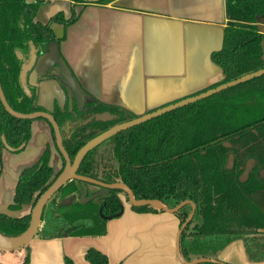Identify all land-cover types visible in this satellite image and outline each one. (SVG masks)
Here are the masks:
<instances>
[{
  "label": "trees",
  "instance_id": "obj_1",
  "mask_svg": "<svg viewBox=\"0 0 264 264\" xmlns=\"http://www.w3.org/2000/svg\"><path fill=\"white\" fill-rule=\"evenodd\" d=\"M87 4L89 0H69L66 12H56L43 25L34 18L40 0L32 4L25 0H0V84L14 111L28 114L42 110L35 103L36 87L25 93L19 84L21 59L17 52L26 58L29 42L43 49L50 41H62L63 38L57 40L51 25L66 27L74 23ZM224 12L229 22L222 29L221 48L210 54V61L222 70L224 78L188 96L264 68V31L258 29V25L264 26V0H224ZM71 101L75 109L73 97ZM69 109H55L53 116L71 159L88 140L120 122L137 118L124 108L94 99L77 115ZM105 111L115 119L100 122L91 117L81 123L87 116ZM31 123L12 117L0 102V148L3 136L14 151L24 149L30 140ZM87 153L78 168L81 176L102 183L123 182L135 200H158L169 208L183 201L195 204L192 220L180 235V253L186 261L215 259L229 243L241 240L250 260L264 262V179L259 177L264 168V75L120 131ZM230 153L235 158L232 169H227ZM49 159L46 149L33 166L19 173L12 203L7 205V213H0V235L17 236L28 227L29 214L19 217L11 213L34 206L38 195L49 185L53 175ZM247 159L254 160V168L240 182ZM83 185L73 179L54 193L45 204L37 239L105 235L106 222L118 217L123 208L119 195L128 203L127 195L119 189H109L100 199L81 203ZM92 192L90 188L88 194ZM130 208L136 213L161 211L147 205ZM190 209L187 205L174 213L180 225ZM24 249L21 264H29L28 245ZM84 255L88 264H108L107 255L94 248ZM64 264L75 263L65 257Z\"/></svg>",
  "mask_w": 264,
  "mask_h": 264
},
{
  "label": "crops",
  "instance_id": "obj_2",
  "mask_svg": "<svg viewBox=\"0 0 264 264\" xmlns=\"http://www.w3.org/2000/svg\"><path fill=\"white\" fill-rule=\"evenodd\" d=\"M37 19L45 22L58 11H67V0H45ZM80 17L66 28L54 27L59 44L37 63L63 62L89 100H96L137 115L195 94L221 82L222 70L210 61L219 50L223 27L229 22L224 0H111L87 4ZM47 60H49L47 62ZM38 103L51 109L63 105V92L54 80L39 84ZM26 148L18 154L0 151V213L14 196L19 171L33 165L49 145L54 170L61 160L48 124L35 120ZM19 216V213H13ZM180 219L163 211H132L108 219L104 236L33 238L28 245L29 264H88L84 253L94 248L107 255L108 264H183L175 252ZM240 261L230 262L226 255ZM24 254V248L20 249ZM243 241H233L215 255L223 264H258L250 260ZM22 254V255H24ZM247 254V255H246ZM23 256H21V260ZM259 264H264L260 262Z\"/></svg>",
  "mask_w": 264,
  "mask_h": 264
},
{
  "label": "water",
  "instance_id": "obj_3",
  "mask_svg": "<svg viewBox=\"0 0 264 264\" xmlns=\"http://www.w3.org/2000/svg\"><path fill=\"white\" fill-rule=\"evenodd\" d=\"M102 0H89V3L97 4ZM264 26L258 25V29H260V32L262 33L264 31ZM223 35V34H222ZM222 42V41H221ZM262 46L264 50V39L262 40ZM221 48V47H220ZM220 50V49H219ZM217 51V50H216ZM35 52H34V46L30 44V55L29 58L21 65V71L19 74V82L20 85L23 87L25 91H27L26 81L28 79V84L32 85L33 80L36 79V71L34 68L35 63ZM55 71L57 72L55 80L59 79L63 82L64 85H66L67 90L69 89L70 95L74 96L77 111L81 112L84 106L83 98L84 93L81 85L76 81L74 76L71 74V72L63 67V66H57L55 67ZM264 75V68L256 70L254 73H248L244 74L236 80H232L229 82L222 83L221 85L210 88L205 90L204 92L192 96H188L186 98L180 99L176 102H171L168 105L161 106L159 108L154 109V111L143 113V114H137V118L120 122V124L114 125L105 131H103L98 136L88 140L85 145H83L78 151L76 152L73 160L69 157L68 153L65 152L63 144H62V136L60 135L58 124L56 123L55 119H53V116H51L48 112H34V113H21L14 111L10 105L7 103L3 89L0 85V102L3 104L5 110L15 119H26V120H35V118H43L47 120L54 130V136L56 138V145L59 150V152L62 154L65 165L62 169L63 171L55 178L53 183L47 187L46 190H44L37 198L36 202L34 203V206L31 209L30 213V219H29V225L28 227L21 232L17 236H2L0 235V250H6V251H12V250H20L21 248H24L25 246L29 245L33 238L35 237L37 230L40 226V219L43 212V209L45 207V204L50 200V198L56 193L60 187H62L65 183L69 182L70 180L74 179L77 181H81L82 183H90L94 184L96 186L102 187L103 190L87 197V187L83 185V191L79 198V201L81 203H88L89 201H92L102 195H104L107 192V189H119L123 191L127 195L128 203L134 207H139L142 205L151 206L153 208H157L163 212L173 214L177 211L181 210L182 208L188 206H191L190 213L188 214L185 222H183L177 232H176V240H175V252L177 253L178 259L183 264H203V263H213V264H223L222 262L218 261L214 258H196L192 261H186L182 253H180V238L182 231L190 224L194 211H195V204L192 201H183L180 204L174 206L173 208H169L167 205L163 204L162 202H159L158 200H150V199H139L135 200L133 197V193L131 189L126 186L123 182L121 183H112V184H103L95 179H92L90 177H83L81 175L77 174V169L84 159V157L87 155V152L96 148L100 144H102L104 141L110 139L111 137L115 136L117 133L123 130H127L129 128H132L134 126H137L140 123L147 122L149 120H152L160 115H163L165 113L171 112V110L181 108L184 106H187L190 103H195L200 100H204L206 97H209L211 95L217 94L219 92H222V90H225L227 88L238 86V84L245 83L248 81H251L257 77H260ZM224 78V76H223ZM33 79V80H32ZM69 98H72L69 96ZM95 118L97 121H111L114 118L113 115H111L109 112H103L101 114H96ZM3 138V137H2ZM3 143L5 147L11 151V149L7 144L5 139L3 138ZM233 161V156L230 155L228 159V168H231ZM253 165V161L250 160L246 164V168L244 172L241 174L240 181L245 180L251 167ZM261 177L264 178V170L260 173ZM123 211H120L117 216L121 215ZM7 213V209L5 211ZM101 214V212H100ZM12 215V213H11ZM1 264V263H0ZM227 264V263H226Z\"/></svg>",
  "mask_w": 264,
  "mask_h": 264
},
{
  "label": "flooded vegetation",
  "instance_id": "obj_4",
  "mask_svg": "<svg viewBox=\"0 0 264 264\" xmlns=\"http://www.w3.org/2000/svg\"><path fill=\"white\" fill-rule=\"evenodd\" d=\"M25 1H27L28 3H30V4H32V2H36L37 0H25ZM67 2H68V4H69V0H67ZM46 4H47V2L45 1V0H40V5H39V8L37 9V12H36V14H35V21L36 22H39L40 24H43V25H45V24H47V23H49V19L48 20H46L45 22H41V19H40V17H39V19H37V14L39 13V11H41L42 9H44L45 7H46ZM98 4V3H97ZM61 11H63V10H61ZM65 12V11H64ZM55 14V13H54ZM53 15V14H52ZM51 16V15H50ZM50 16H49V18H50ZM55 26H59V27H62V28H66V27H64L63 25H61V24H58V23H54V24H52L51 25V29H52V32L55 34V32H54V27ZM56 35V37H57V40L58 39H61L62 38V35L61 36H57V34H55ZM61 42V41H60ZM59 42V40L58 41H50L49 43H47L46 44V46L42 49L40 46H36L34 43H32V42H29V45H28V55H27V57L26 58H24L23 57V55L20 53V52H17V56H18V58H20L21 59V64H20V68H21V65L29 58V55H30V44H32L33 46H34V52H35V65H34V68H35V71H36V74H35V76H36V79H32L33 81V84L32 85H29L28 84V79H27V81H26V86H27V91H25L24 89H23V87H22V89H23V91L26 93V92H28V90H29V88L30 87H36V96H35V103H37V105H39L41 108H42V110H38L39 112H48V113H50L51 114V116H53V112H54V110L55 109H60V110H64L66 107H68V109L73 113V115H77L78 113H80V112H78L77 111V106H76V102H75V99H74V102H75V109H72V105H73V102L71 101L72 100V98H69V96L70 97H73L74 98V96L73 95H70V93H69V89L67 90V87H66V85H64L63 84V82L60 80V78L59 79H56L55 80V77H56V71H55V67H57V66H63L64 67V64H63V62H61L60 60H54V62H52L50 65H46L45 64V67H43L42 68V72H43V74H40L39 72L40 71H37V69H36V65H37V63L40 61V59L42 60L45 56H47L49 53H50V47H51V45L53 44V43H56V44H59L60 43ZM49 60H47V62H48ZM58 64V65H57ZM53 67V68H52ZM19 68V69H20ZM20 71H21V69H20ZM20 71H19V74H20ZM43 75V76H42ZM51 80H54V81H56L57 83H58V85H60V88L62 89V92H63V105L62 106H58V104H53L52 105V108L51 109H48V108H46V107H44V106H42L40 103H38V93H39V84L41 83V82H45V81H51ZM18 81H19V75H18ZM19 84H20V82H19ZM1 85V84H0ZM90 100L89 99H87L86 98V96L84 95V98H83V102H84V106H83V109H82V111H84L85 110V108H86V106H87V102H89ZM68 105V106H67ZM70 106V107H69ZM11 107V106H10ZM38 111H34V112H38ZM81 111V112H82ZM33 112V113H34ZM29 114V113H28ZM96 114H100V113H96ZM96 114H94V115H89V116H87V118H86V120H84V121H81V123H86L91 117H93V118H95V115ZM18 119V118H17ZM53 119H54V116H53ZM96 119V118H95ZM22 120H26V119H22ZM35 120H43V121H45L47 124H48V126H49V129H50V135H51V137H52V143H53V145H54V147H55V149H56V151H57V153L59 154V156H60V160H61V163H60V166H59V168L57 169V170H54V168H52V166H51V164H50V159H49V167H50V169L53 171V175H52V177H51V179L49 180V185L48 186H50L52 183H53V181L55 180V178L63 171L62 169L64 168V165H65V161H64V158H63V156H62V154L59 152V150H58V148H57V145H56V138H54L55 136H54V130H53V127L51 126L50 127V123L47 121V120H45V119H43V118H35ZM35 120H30V121H32V123L35 121ZM55 121H56V119H55ZM101 122V121H100ZM104 122H106V121H104ZM32 123L30 124V131H31V126H32ZM56 123H57V121H56ZM58 124V123H57ZM58 127H59V125H58ZM59 131H60V127H59ZM52 133V134H51ZM60 135H61V131H60ZM54 136V137H53ZM62 136V135H61ZM3 136H1V138H2ZM4 138V137H3ZM3 138H2V142H3ZM31 138V137H30ZM5 139V138H4ZM6 141V140H5ZM29 142V141H28ZM6 144H7V142H6ZM28 144V143H27ZM62 144H63V136H62ZM103 144V143H102ZM8 145V144H7ZM101 145V144H100ZM224 145L226 146V147H229V144L228 143H224ZM9 146V145H8ZM27 146V145H26ZM26 146H25V148H26ZM23 147V146H22ZM63 147H64V144H63ZM11 148V147H10ZM21 148V147H20ZM19 148V149H20ZM24 148V149H25ZM2 149H6V150H8L6 147H5V145H4V143H3V146L0 148V151L2 150ZM12 149V148H11ZM24 149H22V150H18L17 152L16 151H14V150H11V153H14V154H18L19 152H21V151H23ZM46 149H48V153H49V145H46L45 146V148H44V150H43V152L46 150ZM64 150H65V147H64ZM9 151V150H8ZM42 152V153H43ZM65 152H66V150H65ZM42 153H41V156H42ZM67 153V152H66ZM88 154V153H87ZM69 155V154H68ZM230 155H232L233 156V161H232V165H233V163H234V158H235V156H234V154L233 153H230L229 155H228V158H227V163H226V166H227V164H228V159H229V156ZM40 156V157H41ZM87 156V155H86ZM85 156V157H86ZM39 157V158H40ZM70 157V156H69ZM84 157V158H85ZM38 158V159H39ZM71 158V157H70ZM37 159V160H38ZM36 160V161H37ZM71 160H73V159H71ZM250 160H252L253 161V165H252V167H251V169H250V171H249V173L252 171V169L254 168V160L253 159H247L246 161H245V163H244V169H243V171L241 172V174L244 172V170H245V168L247 167L246 166V164L248 163V161H250ZM83 161V160H82ZM36 163V162H35ZM34 163V164H35ZM33 164V165H34ZM81 164V163H80ZM33 165H31V166H33ZM231 165V166H232ZM31 166H27V167H31ZM80 166V165H79ZM233 167V166H232ZM232 167L231 168H228V166H227V169H232ZM24 168H26V167H24ZM79 168V167H78ZM22 170V169H21ZM21 170L19 171V173L21 172ZM62 170V171H61ZM264 170V168H261L260 169V171H259V177L261 178V179H264L263 177H261V175H260V173H261V171H263ZM59 172V173H58ZM249 173H248V175H247V177H246V179L248 178V176H249ZM77 174H78V169H77ZM79 175V174H78ZM19 176V175H18ZM18 176H17V178H18ZM84 177V176H83ZM240 177H241V175L239 176V181H240ZM17 178H16V181H17ZM93 179V178H92ZM245 179V180H246ZM73 180V179H72ZM96 180V179H95ZM245 180H241L242 182H244ZM98 181V180H97ZM240 181V182H241ZM81 182V181H80ZM100 182V181H99ZM102 183V182H101ZM105 183V182H104ZM103 183V184H104ZM15 184H16V182H15ZM105 184H110V183H105ZM88 185H90V183H84V186L85 187H87V197L88 196H91V195H93V194H95V193H97V192H99V191H101V190H103V188L102 187H99V186H96V185H94V184H91V185H93V187H89ZM47 186V187H48ZM15 187V186H14ZM47 187H46V189H47ZM90 188H91V190L93 191L91 194H88V191L90 190ZM46 189H44V190H46ZM43 190V191H44ZM42 191V192H43ZM82 191H83V186H82V190H81V194H82ZM109 191V189H107V192ZM15 192V191H14ZM41 192V193H42ZM107 192L105 193V194H107ZM40 193V194H41ZM39 194V195H40ZM81 194H80V196H81ZM105 194L104 195H102V196H100V197H98V198H96V199H100L101 197H103V196H105ZM38 195V196H39ZM80 196H79V198H80ZM38 198V197H37ZM71 199L72 198H69V199H67L68 201H71ZM13 200V199H12ZM125 200V199H124ZM36 202V201H35ZM99 202V201H98ZM124 202H126V201H124ZM12 203V202H11ZM10 203V204H11ZM126 203H123V207H124V205H125ZM129 204V203H128ZM34 205V204H33ZM32 207L33 206H31V207H29V208H27L25 211H20V213H19V217L21 216V215H24V214H29L30 215V213H31V209H32ZM45 208V207H44ZM43 211H44V209H43ZM101 212V210L99 211V213ZM43 213V212H42ZM41 217H42V215H41ZM41 220V219H40Z\"/></svg>",
  "mask_w": 264,
  "mask_h": 264
},
{
  "label": "rangeland",
  "instance_id": "obj_5",
  "mask_svg": "<svg viewBox=\"0 0 264 264\" xmlns=\"http://www.w3.org/2000/svg\"><path fill=\"white\" fill-rule=\"evenodd\" d=\"M121 202H124V197L123 195H119ZM128 204V203H126ZM184 211L188 212V208H185ZM233 243V242H231ZM229 243L228 246L231 244ZM236 245H233V247H230L231 249H233V251H235V255H226V259L230 262L233 261H240L242 258L240 256L237 255V248L235 247ZM209 250V249H208ZM247 253V252H246ZM24 251L22 252L21 250H12V251H6V250H0V263L1 264H8V260H10L12 262V264H21L23 259H24ZM248 254V253H247ZM246 254V255H247ZM21 256H23V259L21 260Z\"/></svg>",
  "mask_w": 264,
  "mask_h": 264
},
{
  "label": "bare ground",
  "instance_id": "obj_6",
  "mask_svg": "<svg viewBox=\"0 0 264 264\" xmlns=\"http://www.w3.org/2000/svg\"><path fill=\"white\" fill-rule=\"evenodd\" d=\"M58 65V64H57ZM53 68V67H52ZM43 76V75H42ZM50 127H51V125H50ZM54 133V132H53ZM52 134V133H51ZM54 137V136H53ZM55 138V137H54ZM62 171V170H61ZM59 173V172H58ZM8 264H12V262L10 261V260H8Z\"/></svg>",
  "mask_w": 264,
  "mask_h": 264
}]
</instances>
